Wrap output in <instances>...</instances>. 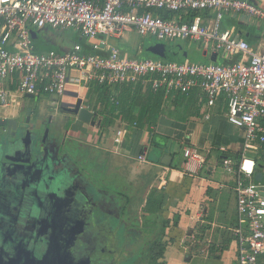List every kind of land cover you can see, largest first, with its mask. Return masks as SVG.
<instances>
[{
	"label": "crops",
	"instance_id": "obj_1",
	"mask_svg": "<svg viewBox=\"0 0 264 264\" xmlns=\"http://www.w3.org/2000/svg\"><path fill=\"white\" fill-rule=\"evenodd\" d=\"M256 4L264 9V0H256ZM158 14L168 20L190 22L193 19V15L185 12L160 11ZM213 18V13L203 15L206 23ZM221 28L233 29L254 50L264 51V26L256 19L227 14ZM71 31L76 34L58 40V34ZM50 32L52 37L48 42ZM31 36L37 53L69 52L77 46L81 53L91 52V42L74 30L32 29ZM145 39L130 32L121 39H111V43L124 56L143 59L140 56L145 50ZM194 42L200 43L204 58L211 63L216 55L217 63L220 60L221 64L227 63L214 45ZM124 86L128 85L68 86L67 96L75 98L73 95L78 94L77 98H81L95 116L101 113L105 118L101 121V130L95 131L92 126L63 113L53 115L49 135L59 140L55 147H60L58 155L68 159L75 150L81 161L87 158L82 154L85 150L99 158L96 167L101 175L97 184L96 179H86L88 188L95 186V192L100 193L97 201L106 211L118 210L119 224L131 230L126 239L132 248L142 250L152 242H160L163 253L154 264H238V242L234 233L239 218L236 183L234 175L222 169L221 157L230 155L239 164L245 147L242 132L228 123L226 106L218 102L208 107L199 90L189 95L160 92L164 93L162 113L156 125H151L147 122L154 117L149 108L159 92H154L150 86L129 85L142 93L137 98L131 95L124 102L121 88ZM91 88L97 93L94 104L88 100ZM10 89L8 105L0 103V119H18L30 106V100L39 98L22 95L14 87ZM148 90L152 91L150 100ZM50 97L52 101L59 99ZM57 106L60 105L54 108ZM207 114L211 115L210 119L206 118ZM32 119L35 121L36 117ZM122 127L127 129V141L117 147L113 143V132ZM79 146L81 151L76 150ZM256 146L257 149L248 150L246 155L257 162L253 181L264 183V148ZM185 147L195 148L206 160L196 175L184 173ZM141 154L146 155V163L138 160ZM163 160L168 163L164 164ZM90 168L85 165L83 171ZM146 258L149 260L150 254ZM259 264H264V255L259 257Z\"/></svg>",
	"mask_w": 264,
	"mask_h": 264
},
{
	"label": "built area",
	"instance_id": "obj_2",
	"mask_svg": "<svg viewBox=\"0 0 264 264\" xmlns=\"http://www.w3.org/2000/svg\"><path fill=\"white\" fill-rule=\"evenodd\" d=\"M160 11L185 12L193 19L168 20ZM208 13L214 14L210 23L203 19ZM227 14L246 15L264 26V9L256 0H0V103L8 105L11 87L22 95L61 98L70 84L141 85L181 95L199 90L208 107L221 102L228 123L242 132L245 147L239 164L230 155L221 157L222 169L236 183L238 264H259L264 255V183L253 181L258 166L246 152L257 144L264 148V51L254 50L233 29L222 30ZM45 28L79 32L91 41V52L81 53L77 46L69 52L37 53L31 30ZM130 32L163 43L203 41L228 63L132 59L111 43ZM104 118L97 113L90 126L100 131ZM126 141V128L113 132L115 146ZM184 156V173L198 174L205 158L193 147H185ZM138 160L146 163V155Z\"/></svg>",
	"mask_w": 264,
	"mask_h": 264
},
{
	"label": "flooded vegetation",
	"instance_id": "obj_3",
	"mask_svg": "<svg viewBox=\"0 0 264 264\" xmlns=\"http://www.w3.org/2000/svg\"><path fill=\"white\" fill-rule=\"evenodd\" d=\"M60 108L61 105L55 108L47 107L45 109L39 106L36 109L35 107L27 106L23 111L24 115L16 119L18 120L19 125L24 129L22 131V139L25 140L28 134L32 141L34 139L35 141L37 139L39 140L40 149L43 151H52L58 145L57 143L59 140L56 141L57 139L49 135V127L52 122V116L57 113H61ZM33 116L36 117L35 121L32 119ZM64 116L70 117L66 114H64ZM0 129L4 133L7 131L4 127H0ZM47 134L48 136L45 142L44 136ZM28 144L30 143H27V145ZM32 146L33 145H31V147ZM0 148H4L1 146V143ZM40 171L41 170L39 169L36 170V173H38V175H36L37 178L42 183H50L51 187L53 185L52 180H43L41 178L42 174L40 175ZM55 176L57 175L55 174ZM31 178L34 179L32 182L34 186L36 184V178ZM74 180L75 179H69V182L72 183ZM69 186H71V184ZM12 188L16 191V193L21 192L20 184L13 185ZM78 190H80V187ZM45 191H49L48 194H50L51 202L54 203L51 206V218L47 221V223H44L43 221L40 222L39 220L33 221L31 218L29 219V217L26 216H20V218L18 217L19 220L9 222V225H5L8 220L0 223V237H3V239H6L5 237L8 238L7 241H0L1 248H6L8 252L5 253L4 249L0 248V264H83L84 261L87 262V264H123V261H119L117 259L121 256L126 257V255H129L131 252H134V255H132L133 259H135L134 264H146V262H148L146 255L148 254L150 244H147L148 248H142L145 251L140 254L139 252L141 250L132 248L128 241H126V246L123 245L125 248L122 249L129 250V252L126 253L117 247L118 245L123 244L122 242H118L117 237L114 240V243L109 242L111 241V238L109 237L110 234L116 233L115 235L117 236V233H119L118 228H120V224L114 225L115 227L111 224V220H114L112 217L119 216V214L116 210L113 212L106 211L97 201L98 197H95L94 200L90 196H87L89 199V205L84 207L81 214L79 212L75 215L73 208L74 196L72 193H67V189L63 195H59L50 189H45ZM82 191L84 193L85 189ZM95 193L98 196V192ZM1 194L2 189H0V196ZM83 197H81V199H85ZM58 212H62L60 216H57ZM97 212H99V214H97ZM52 224L53 226H51ZM50 227L54 228L53 232L48 230ZM38 229L41 231L39 232L40 236L44 234L49 237L47 239L46 247L50 241H55L56 239L59 240V238L60 242L63 244L58 246H55V244L53 246L51 244L49 254L43 261L42 258L46 248L42 249L41 247L36 246L31 247L29 251L26 246L24 247L21 244L24 242V237L26 235L33 234L37 232ZM96 231H100L98 236L95 235ZM55 232H57L58 235L54 236ZM77 233L86 234V244H88L87 247L90 248L89 252H91V254H84L82 252L83 250H80V246H78L80 243L79 238L76 236ZM90 233L93 236H90ZM49 234L51 235L49 236ZM13 243L14 247L9 248V246ZM102 244H105V247H101ZM98 249H106L107 253L105 255H102L101 253L100 255V253H97Z\"/></svg>",
	"mask_w": 264,
	"mask_h": 264
},
{
	"label": "rangeland",
	"instance_id": "obj_4",
	"mask_svg": "<svg viewBox=\"0 0 264 264\" xmlns=\"http://www.w3.org/2000/svg\"><path fill=\"white\" fill-rule=\"evenodd\" d=\"M224 25L225 24H223V28H224ZM51 34H52L51 32L48 34V37H47L48 42L50 41V39L52 37ZM74 34H76V33L73 31L69 32L68 34L67 33H60V34H58V36H59L58 40L59 41L61 39L63 40L67 36L69 37V36L74 35ZM85 39L87 42H91L89 39H87V38H85ZM144 43H145V47H144L145 50H144V53L142 54V56H140L143 59H152V58L154 59V57L152 56L153 55L152 49L166 44V43H163V42L156 40L155 38H147L144 40ZM167 46L169 48L172 47V48H176L178 50L184 51L187 54V58H188L187 60L190 63H196V64L197 63H202V64L211 63L210 60L204 58L202 47L200 46L199 42H194L192 40H175V41L168 42ZM167 51H168V53H170L169 50H167ZM170 55H171V53H170ZM160 60H163V59H160ZM164 61H168V60L164 59ZM220 63H222V60H220ZM90 95H91L90 99H88V100L92 104H94L95 98L97 96L96 91L94 89H92ZM74 99H76V98L69 97V96L65 95V96L57 99V101H52L51 97L49 95H45V96H41L39 98L31 99L30 100V106L35 107V109L38 106L45 109L47 107H54L56 104H58V105L65 104L66 105V104L74 103ZM98 99L100 100L99 97H98ZM83 104H84V101H83ZM18 141H20L19 137H17L16 139L13 137H9V136H7L6 133H4L0 129V143H1L2 147H6V149H13L14 147L17 146V144L20 145V143ZM34 141H35V139H34ZM36 141L33 144V148L31 146H30V148L32 150V155L34 156V158L38 159V156H40V155L43 156V154H39L43 150L40 149V147H39V140L37 139ZM66 145L68 146L67 142H66ZM1 149H4V148H0V150ZM14 149L12 150V152L16 151V148H14ZM76 150L81 151V147L79 146ZM18 151L24 152V148H18ZM17 152H15V154ZM84 153H85V156L87 158H82L80 161L81 156L79 158V155L76 154V152L74 150V152L72 154V156L74 158L70 157L67 159V156L65 158V155H64L63 157L60 158L61 163H59L58 165H56L54 167L53 166L49 167L50 168V176H52L54 174H56V175L59 174V175H61V177L63 179H67V183L65 185V188L67 189V193H72V195L74 196V198L72 197L73 201H76L79 204V208H84V207L89 205L88 201L85 200V199H87V196H90L94 200H95V197H98L96 195V193L94 192L95 186H91L90 187L91 189L88 188L89 186L86 184V179H87V181L89 179H92V180L96 179L95 184H97V179L101 175L99 168L96 167V163H98L99 158H94L91 154L86 153L85 150L82 152V154H84ZM79 161H80V164H79V166H77V163ZM35 163H36V161H35ZM85 165L87 167L90 166L91 171H90V169L88 171H83V168L85 167ZM38 168L41 170V167H38ZM96 169L99 170V172L96 171ZM16 170H18V169L14 166L11 167L10 164H7L5 166H2L0 164V185H1L0 189H2V194L0 196V223H3V221L6 222L8 220L7 223H5V225H9V222H14L15 220H19L18 217L20 218V216L29 217V219L31 218L33 221L39 220L40 222L43 221L44 223H47V221L51 218V215H52L51 214V206L54 203L51 202L50 194H48V192L45 191V189L47 190L50 188H54V186L52 185L50 187V183L49 184L42 183L38 178L36 179V184L33 186L32 182L34 181V179H32L31 177H29V178L26 177V179H24L23 176L18 175L19 173ZM49 179H51V177H47V179L45 181H47ZM68 179H75V180H74V182L70 183L68 181ZM16 184H20L21 192L16 193V191L12 188V186L16 185ZM70 184H71V186H69ZM79 187H80V190H78ZM84 189H85V191L83 193L82 190H84ZM45 193H47V194H45ZM64 194H65V192H64ZM99 194L100 193L98 192V195ZM81 197H83L85 199H81ZM96 204H97V202H96ZM115 210L118 212L117 209H115ZM95 211H97V210H95ZM61 213L62 212H58L57 216H60ZM97 214H99V212H97ZM112 218L114 219L113 222H119V220H120L119 216H115ZM51 226H53V224ZM121 227L123 228V230L126 228L125 226L124 227L120 226V228ZM48 230H50V232H53L54 228L50 227ZM129 231H130L129 233L131 234V230H129ZM39 232H41L40 229H38V231L33 233V234L26 235L24 237V242L21 244L24 247L26 246V248L29 251H30L31 247H36V246L41 247L42 249L46 248L45 252H44V256L42 258V261H43L47 258V255L49 254V249H50L51 244L53 246H54V244H55V246L63 245V244L60 242V238H59V240L56 239L55 241H50V243L46 247L47 239L49 237H48V235H44L43 233L42 234L44 236L43 235L40 236ZM99 232L100 231H96L95 235L98 236ZM115 234H110L109 237L111 238V241H109V242H111V243L115 242L114 241L115 240ZM50 235L51 234H49V236ZM55 235H58V233L55 232L54 236ZM89 235L93 236L91 233ZM76 236H77V238H79L80 243L78 244V246H80V250H83L82 252L84 254H91V252H89L90 248H88L87 247L88 244H86L87 243L86 234L84 235V233H77ZM5 238L6 239H3V237H0V241L1 242L7 241L8 238L7 237H5ZM67 243H69V242H67ZM123 245L126 246V242L124 244L118 245L117 247L122 250L125 248ZM10 247H14V243L12 245H10L9 248ZM84 247H85V249H84ZM101 247H105V244H102ZM0 248H1V246H0ZM76 248H77V246H76ZM1 249H4V252L8 253L6 248H1ZM108 251H110V250H108ZM122 251H125V253L129 252V250H122ZM144 251L145 250L142 249L140 251V253L144 252ZM97 253H100V255H101V253H102V255H105L107 253V250L106 249H98ZM127 255H126V257L121 256L117 260L123 261V264H134L135 259H133V256H132V255H134V252H131L128 256ZM140 261H142V260H140ZM83 264H87V262L84 261Z\"/></svg>",
	"mask_w": 264,
	"mask_h": 264
},
{
	"label": "water",
	"instance_id": "obj_5",
	"mask_svg": "<svg viewBox=\"0 0 264 264\" xmlns=\"http://www.w3.org/2000/svg\"><path fill=\"white\" fill-rule=\"evenodd\" d=\"M170 53H168V51ZM152 56L154 59H165L168 61H174V62H185L187 60V54L184 51L178 50L176 48H169L167 45L158 46L157 48L152 49ZM177 57V58H176ZM153 59V58H152ZM213 61H217V55L213 58ZM228 63V62H227ZM78 94L73 95L76 98V101L71 104H63L61 105L60 112L63 114H66L73 119H76L78 122H81L86 125H94L95 124V114L90 109L89 106L85 107L83 105V100L81 98H77ZM30 98H33V96H27ZM102 122L100 121L98 123L99 126H101ZM0 127L6 128L7 136L13 137V138H20V143L17 144L16 151H18V148H24L23 151H18L16 154L12 150L14 149H4L0 150V164L2 166H5L7 164H10L11 167H16L18 170H16L19 174V176H23L24 179L33 177L37 179L38 173H36V170H38V167H41L40 175L42 174L41 178L43 180H46L47 177H51L52 183L54 188H50L51 191L58 193L59 195H63L66 191L65 185L67 183V179H63L61 175L50 176V168L51 166H56L60 161V156L58 155L57 151L59 148H54L52 151H42L39 154H43L38 156V159L34 158L32 155V150L30 148L31 145L35 142L32 141L30 136L27 134L26 139H22V131L24 130L20 125L18 120L16 119H0ZM47 135L44 136V141L46 142ZM27 143H30L27 145ZM33 148V146H32ZM15 150V149H14ZM56 150V151H54ZM58 156V157H56ZM50 159V160H49ZM36 161V163H35ZM35 163V164H34ZM164 164H167L168 162L163 160ZM36 167V168H35ZM40 170V169H39ZM40 178V177H39ZM42 180V181H43ZM69 181V179H68ZM58 183V184H57ZM49 192V191H48ZM95 192V190H94ZM89 203V199H85ZM86 205V204H85ZM84 207V206H83ZM74 208V214L77 215V213L80 212V214L83 212L84 208H79V204L74 201L73 203ZM74 217V216H73ZM78 217V216H77ZM76 218V217H74Z\"/></svg>",
	"mask_w": 264,
	"mask_h": 264
},
{
	"label": "trees",
	"instance_id": "obj_6",
	"mask_svg": "<svg viewBox=\"0 0 264 264\" xmlns=\"http://www.w3.org/2000/svg\"><path fill=\"white\" fill-rule=\"evenodd\" d=\"M124 89V91H122V95H123V98L122 100L125 102V99H130L131 98V95L134 96V98H137L138 96L141 95V91L140 90H133L132 89V86H124V87H121ZM149 93L148 95V100H150V97H151V90H148L147 91ZM194 92V91H193ZM193 92L191 94H193ZM111 93H114V90L111 92ZM104 96L102 98V100H104ZM164 100V93H158L156 95V97L153 98V102H154V105L150 106L151 109L149 108L150 112L152 113V116L154 117V120H149V124L151 125H156L157 123V117L161 115L162 111H161V106H162V101ZM149 105V104H148ZM147 108V107H146ZM146 123V122H145ZM16 139V138H15ZM160 207V206H159ZM111 224L114 226L116 224H119V222H113V220H111ZM121 226V225H120ZM115 227V226H114ZM118 228V227H116ZM116 230V229H115ZM121 231V232H120ZM118 232L117 233V236L115 235V239L117 237L118 239V242H121V237H122V243L124 244L126 241H128L126 238L129 237V229L127 230L126 228L123 230V228H118ZM123 234V235H122ZM148 234L145 233L144 237H147ZM125 240V241H124ZM162 253H163V250L161 248V245H160V242H152L150 243V246L148 248V254H150V259L148 260V263L146 264H154L155 261H157V259H159L161 256H162ZM147 254V255H148Z\"/></svg>",
	"mask_w": 264,
	"mask_h": 264
}]
</instances>
